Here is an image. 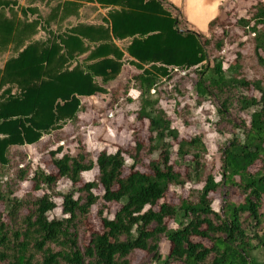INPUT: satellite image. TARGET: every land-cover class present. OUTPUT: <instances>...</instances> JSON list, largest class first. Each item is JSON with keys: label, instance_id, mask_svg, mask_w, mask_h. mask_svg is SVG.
Returning a JSON list of instances; mask_svg holds the SVG:
<instances>
[{"label": "trees", "instance_id": "16d2710c", "mask_svg": "<svg viewBox=\"0 0 264 264\" xmlns=\"http://www.w3.org/2000/svg\"><path fill=\"white\" fill-rule=\"evenodd\" d=\"M237 1L230 0L210 23V38L196 29L184 31L180 17L172 13L179 11L163 0L61 2L55 11L67 16H79L83 3L108 12L101 24L77 22L63 32L54 31L50 17L30 20L28 13L37 10L21 7L18 0L6 5L0 1V59L9 55L0 66L1 166L10 163L12 148L36 145L77 121L83 99L108 93L126 65L139 71L134 81L141 91V108L134 112L135 119L147 122L151 133L148 145L138 142L132 151L103 150L96 160L78 140L75 154L59 158L62 148L52 152L54 173L38 169L31 174L19 168L17 178L34 184L27 199L0 188L6 215V220L0 215V264H132L130 257L137 251L153 255L155 264H264L263 80L241 76L239 64L226 68L220 55L230 29L238 26L254 34L264 69V0H257L246 10L248 17L234 23ZM42 32L48 39H37ZM178 71L199 74L198 97L216 98L223 118L234 108L250 118L235 127L239 132L226 144L219 180L211 173L201 176L207 153L202 138L181 139L167 116L157 112L160 81ZM130 87L128 83L114 90L115 101L121 89L127 94ZM146 150L159 154L150 161L149 173L137 168ZM174 155L186 174L175 170ZM128 159L132 164L125 175ZM93 170L98 172L96 180L81 185L83 173ZM64 179L85 197L63 196L64 217L50 219L57 204L39 193ZM193 181L202 182L197 194L177 204L167 202L172 188ZM224 185L236 188L243 198L227 202L220 212L211 195ZM97 205L101 209L95 227L91 217ZM114 206L118 209L111 217ZM82 231L89 234L84 246ZM161 237L170 246L166 256L160 252Z\"/></svg>", "mask_w": 264, "mask_h": 264}, {"label": "rangeland", "instance_id": "374dc122", "mask_svg": "<svg viewBox=\"0 0 264 264\" xmlns=\"http://www.w3.org/2000/svg\"><path fill=\"white\" fill-rule=\"evenodd\" d=\"M48 1V0H45ZM52 0H49V2ZM257 0H238L233 3L236 11L232 16V22H237L238 17H248V8ZM44 2V1H42ZM33 3V1H32ZM167 7H171L167 5ZM87 7V10H91ZM49 9V8H48ZM85 9V10H86ZM50 10V9H49ZM45 12V10H43ZM174 15H178L181 20V27L184 31L194 29L188 24L180 13L172 10ZM44 19L48 15L40 14ZM59 24L54 26V31H64L66 28L76 24ZM101 24V22H99ZM59 28V29H58ZM46 36H37V39H48ZM211 37L209 33L205 34ZM122 49L126 48V44H120ZM256 43L254 34L248 30H244L238 26L232 27L229 36L225 39L221 56L225 57L226 68L230 65H240V75L252 81L263 80L264 87V69L260 66L255 52ZM9 55L0 59V66H3ZM139 71L134 67L126 65L120 79L112 82L108 87V93L95 96L94 98L83 99L82 111L79 118L75 122H68L64 127L56 132L46 135L43 140L32 146L14 147L11 149L7 166L0 165V188L5 193H12L17 198L27 199L32 193V181H20L17 178L19 168L29 169L31 174L40 169L48 173H54L52 152H56L59 148L63 149V153L57 157L61 158L66 153H77L79 151L78 140L86 144V149L90 153L91 158L96 160L99 153L103 150L115 152L118 148L132 151L138 142H150L151 133L147 122H137L134 112L141 108V91L136 88L137 83L134 77ZM199 74L196 71L182 72L178 71L172 75L171 79H162L156 90L155 99L157 100V112H162L172 123V129H175L181 139L191 140L192 138L201 137L206 148L204 157L205 170L201 171L204 178L208 174H215L217 180L220 179V165L223 151L226 144L233 138L234 134L239 131L237 127H243V122L249 123V116L241 113L234 108L227 112L223 118L219 114V101L216 98L201 99L198 97L195 86L198 81ZM131 83V87L127 90H120V97L115 101L114 90L122 88L123 85ZM260 97V93H256ZM232 122V123H230ZM174 141H172L173 143ZM176 143H174L175 145ZM177 150V147L174 148ZM143 161L138 165V169L142 172L149 173V163L152 159L159 156L158 153L150 155L148 151L142 153ZM176 155L172 157L175 170L186 174L187 168L178 164ZM187 160H191L188 157ZM128 169L125 175L130 173L129 167L132 160L128 159ZM195 174V173H194ZM98 177V172H86L82 175L81 185L92 182ZM205 180V179H203ZM44 193L51 196L52 200L57 204V208L49 214L50 219L63 218L62 203L63 196L74 194L75 199L84 198L85 194L80 193L70 181L61 180L52 188L44 187ZM202 188V182H189L186 187L172 188L166 200L170 204H177L181 199L189 198L191 194H197ZM213 206L217 211L223 212L227 202L242 199L240 192L230 186H223L219 193L211 195ZM101 209L100 205L94 208L91 223L97 227V212ZM118 207L111 208V217ZM4 204L0 202V215L4 214ZM264 211V209H263ZM22 213V212H21ZM2 220H6L4 214ZM263 228V227H262ZM264 230V228H263ZM261 231V233L263 232ZM80 233L81 243H88L89 234ZM169 243L166 238L160 239V252L163 256L169 253ZM132 264H155L154 256L142 251L135 252L131 257ZM173 264H182L180 262Z\"/></svg>", "mask_w": 264, "mask_h": 264}, {"label": "crops", "instance_id": "0c3cea01", "mask_svg": "<svg viewBox=\"0 0 264 264\" xmlns=\"http://www.w3.org/2000/svg\"><path fill=\"white\" fill-rule=\"evenodd\" d=\"M3 5L13 0H0ZM33 1V3H32ZM44 1V2H42ZM68 0H18L19 5L24 8L36 9L38 13H28V18L30 20L36 19L40 14L48 15L52 19L51 25L56 26L59 24H68L75 22H84L89 24H100L103 23V19L107 16V10L102 8L98 4H86V7L81 9L79 16L65 15L60 11H55V9L60 6L61 2H66ZM165 6L167 5L175 7L184 20L190 24L194 29L198 30L202 34L209 33L210 23L215 20L220 15V10L223 6L227 5L230 0H163ZM87 7H91V10H87ZM50 10H49V9ZM86 9V10H85ZM8 12V9H6ZM45 10V12L43 11ZM22 14L19 12V18ZM46 34L44 32L38 35L41 36Z\"/></svg>", "mask_w": 264, "mask_h": 264}]
</instances>
